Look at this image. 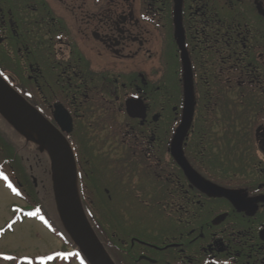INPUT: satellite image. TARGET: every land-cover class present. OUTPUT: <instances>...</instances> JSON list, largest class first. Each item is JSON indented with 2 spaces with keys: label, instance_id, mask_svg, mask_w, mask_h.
<instances>
[{
  "label": "flooded vegetation",
  "instance_id": "1",
  "mask_svg": "<svg viewBox=\"0 0 264 264\" xmlns=\"http://www.w3.org/2000/svg\"><path fill=\"white\" fill-rule=\"evenodd\" d=\"M0 74L70 142L116 264H264V0H0Z\"/></svg>",
  "mask_w": 264,
  "mask_h": 264
},
{
  "label": "water",
  "instance_id": "2",
  "mask_svg": "<svg viewBox=\"0 0 264 264\" xmlns=\"http://www.w3.org/2000/svg\"><path fill=\"white\" fill-rule=\"evenodd\" d=\"M193 95L191 89L186 90L183 121L172 141L173 154L186 168L189 166L183 156L182 142L193 118ZM139 107L138 115L144 117L145 109L141 104ZM0 115L17 133L47 152L58 217L88 263L115 264L85 213L79 192L77 165L68 139L1 75ZM207 186L211 190L215 188Z\"/></svg>",
  "mask_w": 264,
  "mask_h": 264
},
{
  "label": "rangeland",
  "instance_id": "3",
  "mask_svg": "<svg viewBox=\"0 0 264 264\" xmlns=\"http://www.w3.org/2000/svg\"><path fill=\"white\" fill-rule=\"evenodd\" d=\"M0 126L6 128L5 130L10 132L13 143H17L18 145L24 143V141L22 142L21 139L14 134L13 130L6 126L5 122L3 123L0 121ZM18 149L25 173L28 179L34 184L38 194L46 202V208H48L49 205H54L55 201L49 170L45 165L46 159L40 158L33 153V149L29 147L28 144L25 149L19 146ZM140 173L142 177H139L141 180L139 183H143L142 189L145 188L147 183L154 182L147 174L143 172ZM49 186L51 191L48 189ZM154 188L156 187L154 186L152 190ZM14 191L9 189L4 183H0V264H79L77 261H74L75 258H71L72 252L70 250L63 249L62 240L57 238L44 223L31 217L17 220L16 216L19 212L28 210L25 207L26 203L19 198ZM51 197L53 200H51ZM96 205L102 209L107 226L113 230L114 224L117 225V214L113 206L107 203H96ZM130 208H132L131 204ZM50 214L55 218L54 212ZM140 216L141 215L134 210V223H136V221H143L145 223H151L153 220L156 222L159 221L157 218L152 219L151 215L148 214L143 215L145 217L142 218H140ZM13 221L16 223H13ZM9 225H11V228L7 227ZM144 225L147 227L146 224ZM109 233L111 234V231ZM127 234H129L128 230ZM4 256H11L13 259L6 260Z\"/></svg>",
  "mask_w": 264,
  "mask_h": 264
},
{
  "label": "trees",
  "instance_id": "4",
  "mask_svg": "<svg viewBox=\"0 0 264 264\" xmlns=\"http://www.w3.org/2000/svg\"><path fill=\"white\" fill-rule=\"evenodd\" d=\"M5 129L6 128L0 126V183H4L8 186L10 184L14 185V188L16 190L15 194L18 195V197L26 203L25 207L28 210L25 212H19V214H17L16 216L17 220H22V218L25 217L37 218L40 222L44 223V225L51 232H53L57 238H60L62 240L63 249L70 250L72 252L71 258H75L74 261H80L83 264H89L85 257L79 252L76 244L72 241L68 233L65 231L58 217L55 204L49 205L48 208H46V202L38 194L37 190L34 187V184L28 179L25 173L22 159H20V157L18 156V144L12 142V136L10 132ZM48 189H50V186ZM49 191H51V189ZM51 200H53L52 197ZM85 209L93 226L96 229L95 231L97 232L98 236L101 237L108 246V242L112 239L111 234H102L97 226V214L93 210H88L86 206ZM51 212L55 213V218H53L52 214H50ZM15 221H13V223H16ZM7 227L11 228V225Z\"/></svg>",
  "mask_w": 264,
  "mask_h": 264
},
{
  "label": "snow or ice",
  "instance_id": "5",
  "mask_svg": "<svg viewBox=\"0 0 264 264\" xmlns=\"http://www.w3.org/2000/svg\"><path fill=\"white\" fill-rule=\"evenodd\" d=\"M4 259H6V260H12L13 258L11 256H4Z\"/></svg>",
  "mask_w": 264,
  "mask_h": 264
}]
</instances>
